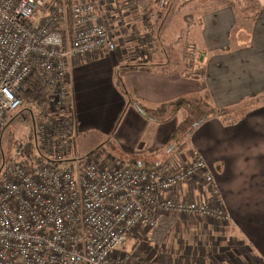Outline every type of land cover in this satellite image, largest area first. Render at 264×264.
Masks as SVG:
<instances>
[{"label":"crops","instance_id":"obj_1","mask_svg":"<svg viewBox=\"0 0 264 264\" xmlns=\"http://www.w3.org/2000/svg\"><path fill=\"white\" fill-rule=\"evenodd\" d=\"M97 1L98 20L107 17L116 43L126 40L108 54L72 62L76 150L81 143H108L117 160L142 166L176 157L190 163L198 153L230 216L226 225L202 218L171 221L172 237L162 249L156 239L163 230L154 241L153 232L143 241L134 229L132 259L264 264V0H248L253 8L246 15L235 9L237 0ZM146 12L155 15L147 29L140 21ZM166 27L164 40L173 48L157 42ZM202 97L221 114L191 130L182 128L185 112L169 106L158 111L179 99ZM201 186L192 179L169 194L200 199Z\"/></svg>","mask_w":264,"mask_h":264},{"label":"built area","instance_id":"obj_2","mask_svg":"<svg viewBox=\"0 0 264 264\" xmlns=\"http://www.w3.org/2000/svg\"><path fill=\"white\" fill-rule=\"evenodd\" d=\"M65 3L0 0V264H130L129 235L156 229L163 213L226 225L213 172L198 153L190 163L152 166L77 153L72 62L117 43L98 20L97 0L72 2L70 19ZM32 75L52 87L47 109L30 113L34 134L6 155L3 133L22 113ZM192 179L203 184L200 199L170 196Z\"/></svg>","mask_w":264,"mask_h":264},{"label":"rangeland","instance_id":"obj_3","mask_svg":"<svg viewBox=\"0 0 264 264\" xmlns=\"http://www.w3.org/2000/svg\"><path fill=\"white\" fill-rule=\"evenodd\" d=\"M111 0H106V2H110ZM113 2V0L111 1ZM235 3V1H234ZM248 3V0H237V3H236V6H235V9L237 10L238 13H240L241 15H246L245 14V11H251V9L253 8L252 6H250L251 4H247ZM114 5L113 3L112 4H108V7L109 9L111 8V6ZM113 7V6H112ZM248 14V12H246ZM166 14V13H165ZM155 19V15H151L148 14L147 12L144 14V17L143 19L141 18V23L142 25H144L146 27V29L151 25V21H153ZM107 17H105L104 19L101 18L99 22H101L103 25H105L108 29H109V24L106 22ZM158 20V19H157ZM158 23L159 20H158ZM165 23V22H163ZM172 22H168V25H171ZM175 25L179 26V22H174ZM166 25V23H165ZM164 25V26H165ZM169 28V27H168ZM148 32V30H146ZM165 31H168L167 30V27L164 28L162 30L161 33H164ZM147 35V33H146ZM164 37H162V35H160V38H156L157 39V42L160 43V47H163V42H166L164 39H166V32L164 33ZM133 36V35H132ZM149 37V38H148ZM148 37L145 36V40H143L144 43H148L150 41V32H148ZM131 37H128V39H130ZM126 39H119L117 40V43L118 42H122L124 43ZM183 41V40H181ZM173 48L174 45L169 42L166 44H164V47L167 48L169 47L170 48ZM191 51L189 52V55L191 56ZM193 53V52H192ZM195 60V59H194ZM20 110L22 111V113L20 115H17L14 120H12L11 118L8 119V122H7V125H6V128H5V131L3 133V137H2V148H3V153L8 155L12 152V149L14 148V143L18 140H22V141H30V133L33 132L34 134V131H35V122L36 120L35 119H32V117L30 116V113H37L39 114V111L36 110L35 108H32L30 107L28 104H24ZM185 115V114H184ZM12 120V121H11ZM187 126H188V121H187V117L184 116L183 117V120H182V128L184 130L187 129ZM35 139V137H34ZM35 141L36 140H31V142L35 145ZM82 143L80 144L79 146V151H77V153L81 156V157H84V155H88V154H95V155H98L99 156V161H102V160H105V161H108V160H114L112 163H115L117 161V158L115 156H113V150H112V147L108 144V143H102L101 145H98L97 146H85V148H83L82 146ZM86 148H89V149H86ZM111 153H110V152ZM89 152V153H88ZM34 154L35 155H39L38 154V151L37 149L35 148L34 149ZM101 166H106L105 164H103L102 162H98ZM183 218H186L184 216L182 217H179V216H176V215H172V214H167V213H163L161 218H160V223L158 225V227L156 229H152V228H149V227H145V230L144 229H141L138 227H136V234L137 236L142 239L143 241H146V239L148 238L146 234L148 233H151L153 232V234L150 236L151 239H153L152 241H154L155 239V235L158 234V233H161L162 230H163V235L160 237V239H156L157 241H159L160 243L157 244L159 245V247H161V249L163 248V243L165 242V240H167L170 236L172 237L171 235V231H172V222H177V221H181V220H185ZM187 219V218H186ZM190 220V219H189ZM186 221V220H185ZM188 221V220H187ZM196 222V220H192L191 223L193 222ZM176 226V225H175ZM147 243V242H146ZM134 239L133 237L129 236L128 237V240H127V244L125 246V249L126 251L129 253V262L130 264H136V261H137V257H135L134 259H132V248L134 246ZM156 246V245H155ZM153 246V247H155ZM135 254V253H134ZM135 256V255H134ZM154 264H162L161 262H155Z\"/></svg>","mask_w":264,"mask_h":264},{"label":"trees","instance_id":"obj_4","mask_svg":"<svg viewBox=\"0 0 264 264\" xmlns=\"http://www.w3.org/2000/svg\"><path fill=\"white\" fill-rule=\"evenodd\" d=\"M58 3H67L68 6V15L69 19L71 16V4L73 0H56ZM65 3V4H66ZM27 83L29 85V90L24 92L25 104H28L30 107L35 108L39 111L40 114H43L47 109V98L52 91V87L50 84L44 82L37 75H32ZM166 106H169L170 109L174 112H185V116L187 117L188 126L187 130L193 129V127L197 126L199 123L208 119L211 116H215L221 114L220 111L212 107L209 101L205 98L199 99H179L170 105H163L158 111L165 112ZM165 110V111H164ZM31 152L30 148L27 152L28 154ZM131 164L136 165L133 162H129ZM138 165V164H137Z\"/></svg>","mask_w":264,"mask_h":264},{"label":"water","instance_id":"obj_5","mask_svg":"<svg viewBox=\"0 0 264 264\" xmlns=\"http://www.w3.org/2000/svg\"><path fill=\"white\" fill-rule=\"evenodd\" d=\"M139 166H140V164H139Z\"/></svg>","mask_w":264,"mask_h":264}]
</instances>
